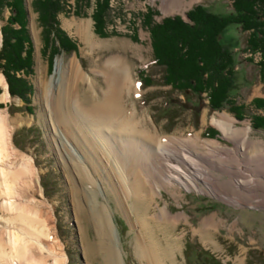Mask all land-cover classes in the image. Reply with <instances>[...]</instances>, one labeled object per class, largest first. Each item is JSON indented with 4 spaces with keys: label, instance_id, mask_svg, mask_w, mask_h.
<instances>
[{
    "label": "rangeland",
    "instance_id": "374dc122",
    "mask_svg": "<svg viewBox=\"0 0 264 264\" xmlns=\"http://www.w3.org/2000/svg\"><path fill=\"white\" fill-rule=\"evenodd\" d=\"M31 1L24 0L27 30L33 46V73L28 76L33 86L32 113L20 109L23 107V102L18 97L10 96L8 85L6 87L8 97L4 98V88L0 85V113L8 118L10 127L8 131L10 130L9 133L12 134L10 140L15 147L14 152L18 155L15 158L13 156L9 157L10 159L3 158L0 165L6 161L5 170L14 172L28 164L31 174L25 175L26 178L20 175L12 183L14 190L17 189L15 191L21 194H15L11 197V201L17 199L19 203L17 207L24 206L28 216L34 222L33 226L37 225V229L44 232L43 235L36 234L38 239L30 236L33 238L30 239L31 249L28 259L18 260L14 256L12 262L14 264H105L106 249L96 235L91 217V200L87 197V191L82 189L88 188L97 193L99 180H103L105 198L96 194L95 200L109 204L111 218L120 239L119 248L124 264H142L135 253V246L137 240L148 242L150 239L162 253V264H200L197 258L199 250L212 254L219 264H260L261 262L263 264L264 207H259L257 203L264 202V161L259 156L261 162L254 163L256 168L253 169L254 165L252 168L248 166L251 165L249 161L251 156L245 155L244 158H238L236 154L228 153L229 151L241 152V150H239L238 139L227 136L225 131L233 133L246 126L249 127L245 140L252 142L246 149L251 154L258 155L256 144L260 141L264 144V130L254 129L250 124L251 115L256 112L264 113V110L256 111L250 106L253 98H264V83L260 79L256 62H251L247 58L249 56L245 51L247 32H242L237 24H230L219 36V42L229 48L234 58V84L230 89V96L236 104L246 107L245 117L238 120L227 110V105L220 110L210 111L204 93L202 95H194L188 91L181 93L171 89L169 85L161 84L162 68L153 63L149 31L143 24L145 14L150 12H153V22H159L172 14L186 19V10L197 4H205V7L213 13L225 14L231 10V1L109 0V22L105 27L107 34L101 36L94 30L91 18L95 0H68L66 9L59 13L58 20L60 27L76 43L77 50L69 54L61 51L54 55L51 65L48 63L47 55L41 52L43 45L41 27L37 14L32 9ZM8 14V11L4 10L3 19H0V46L1 26ZM79 28H89L90 44L80 33ZM113 57L120 59L122 64L129 67L133 79L130 89H124L121 95L126 114L128 116L134 114L140 129L148 131L161 143L167 142V146L177 154L184 146L198 154L200 158L196 154L191 158L200 167L208 168L213 176L212 179L210 176L207 177L214 188L213 193L202 181H196L197 189L187 190L175 182L173 185L166 181L167 171L163 166H160L159 171L152 170L146 163V159H143L145 166L141 172L144 182L148 185L144 184L142 190L151 195L145 199L129 196L127 201H119L121 187L118 184L117 188H111L110 183L106 181V174L109 173L110 178L116 176L115 178L119 180L113 170L116 167L114 168L112 164L117 160L116 162L123 169L122 173L126 175L124 167L128 164L124 160L127 159L125 152L132 153L133 150L121 144L118 136L107 133V141L103 137L93 141L96 133L91 130L94 136L90 134V137L93 140L88 138V142L85 139L82 140L80 144L87 145L83 148H76L77 142L68 136L67 140L83 157L79 164L74 156H70L71 159L63 155L62 148L60 152L54 149L43 126L41 113H44L47 108L48 110L53 108L54 94L57 89L60 90L63 87L66 78L70 74L71 78H74L73 73H70L71 64L79 67V76L74 78L70 85L72 93L81 105L91 106L92 103L101 100L102 90L105 88L103 77L105 62ZM258 57V55L253 56L255 60H258ZM60 58L62 66L57 67V61ZM139 69H144L145 74L152 79L153 82L150 85L142 83ZM0 74L3 76L1 71ZM87 74L90 79H87ZM39 91L40 95L37 99ZM74 118L71 115V119ZM230 118L233 120L234 128L220 125L221 121L225 122ZM232 120H229V123ZM54 124L56 128L63 131V121H57ZM77 124H79L78 121L73 122V125ZM26 128L31 130L26 135H22V130ZM207 128L215 129L216 137H204ZM76 130H78L77 126ZM82 132L86 134L85 131L82 130ZM98 132H100L99 136H103L101 130ZM241 135L242 133H239V136ZM93 142L99 144V147H91ZM103 142L107 146L104 147ZM207 143L216 144L228 154L222 156L223 152L220 150L218 154L213 153L211 150L213 148H210ZM66 149L69 153L71 152L68 145ZM89 149L92 150L93 157ZM123 150H125V156L121 154ZM138 150L142 151L139 148ZM254 150L257 151L253 152ZM262 150L264 151V148ZM178 164L187 167L180 161ZM8 166L13 170H10ZM90 166L92 172L82 171L83 167L88 170ZM250 174L255 178L253 187L250 190L245 186L237 188L234 181L239 178L248 179ZM88 179L91 180L90 183ZM121 182V184L126 183V179L122 177ZM152 191L157 193L154 195ZM3 202L5 199L0 197V204ZM165 203L166 210L173 218L171 223L157 219ZM1 212L0 210V226L2 228L4 225L3 228H5L9 215L7 212ZM15 212L13 211L11 215ZM14 222L16 223L13 228L18 230L21 224L16 220ZM229 229L235 239L239 236L242 240L237 239L235 244H230V257L226 261L222 260L220 251L227 245L223 230L228 233ZM3 235L6 239V234ZM247 236L251 237V243H246ZM8 251L7 248L6 252ZM9 263L0 261V264Z\"/></svg>",
    "mask_w": 264,
    "mask_h": 264
},
{
    "label": "bare ground",
    "instance_id": "6f19581e",
    "mask_svg": "<svg viewBox=\"0 0 264 264\" xmlns=\"http://www.w3.org/2000/svg\"><path fill=\"white\" fill-rule=\"evenodd\" d=\"M79 30L81 31L80 33H82L83 36H85V40L90 44L89 38H91V35L89 33V28L86 29L79 28ZM61 66H62V59L60 58L57 61V67H61ZM70 71H71L70 73H73L74 78L79 76V67L77 65L71 64ZM86 76L87 79H90L88 74ZM103 77L105 82V88L102 90L101 100L100 102L92 103L91 106L81 105L77 101V98L72 93L70 87L72 81H74V78L73 79L71 78V74L66 78V82L63 85V87L60 90L59 89L56 90L52 101L53 108L51 110H48L47 108V110L45 109L44 113H41L43 117L42 118V123L44 124L43 126L45 128V131L47 132L48 138H50L49 139L50 143L52 144V146H54V149L60 152L59 150L62 148L61 152H63V155H65L67 158L68 156L69 157L74 156V159L78 161L79 164L82 162L83 157L80 154V152L77 151L76 148H83L87 146L84 143L83 144L80 143L83 142L82 140L84 139L87 142H88L87 138L92 139L90 137V134L91 136L93 135V133H91V130L92 132L96 133V137H94L95 139L94 140L92 139L93 141H95L96 139H101V137H103L105 141H107L108 140L107 133L109 135L114 133L116 136H118V139H120L121 144H123L126 148L131 147L133 150L132 153H130V151L126 153L125 150H123L121 153L122 156L126 155L125 157L127 158L124 159L127 161L128 164V166H126L127 168L124 167L125 168L124 171H126V175L122 173L123 169H121L120 164L116 162L117 160H115V162H113L112 164L114 168L116 167L115 168L116 170L115 169L113 170L119 177V180L118 178H115L116 176L110 178L109 173L106 174V181L110 183L111 188L112 187L115 188L118 184L121 187L120 190L121 195L119 194L120 199L118 198L119 201H127L129 196L141 197L145 199L151 195L149 194V192H144L142 190L144 184H147V182H144L143 175L141 172V170L145 166L143 159H146V163L151 166L152 170L159 171L158 169H161L160 166H163L165 168V171H167L165 175L167 179L166 181L173 185L177 183L180 187H183L188 190L190 188H196V181H202L204 182V185L207 187V189L213 193L214 188H212L211 183L209 182V180H207L208 176H210L211 179L213 176L208 171V168L203 166L200 167L198 164H196V161L192 160L193 158H191V156L195 155L196 153H194L190 149H187V146H184L177 154V152L171 150L167 146L168 144L167 142L161 143V141L159 142L158 140H155L148 133V131L144 129H140L134 114H131V116H128L126 114L127 112L124 109L121 102L122 99L121 95L123 90L126 88H128L129 90L131 87L130 84L133 83L132 82L133 79L131 77V72L129 67L127 65L122 64L121 60L118 58L115 57L109 58L105 62V71ZM57 81L59 82V80ZM0 85H2L4 88V92H3L4 98H7L8 97L7 96L8 93L6 89L7 84L4 80V77L1 74H0ZM38 95H40V91L37 93V99L39 98ZM71 115H73V117L75 118L71 119ZM229 120L232 119L230 118ZM229 120L226 119L225 120L226 123L224 121H221L220 125L225 126L226 128H234L233 120L230 121V123ZM57 121L64 122L63 131H60L58 128H56L54 123H57ZM72 121L73 122L78 121L79 124L73 125ZM8 124L9 123L7 116L0 113V161H2L3 158L7 159L12 156L14 158L16 156L18 157V155H16V153L14 152L15 147L12 145V142L10 140V135L12 134L9 133L10 130L8 131V127H9ZM76 126L78 127V130H76ZM82 130L85 131L86 134L82 132ZM100 130L102 131L103 136L98 135L100 133L98 131ZM239 133H242V135L239 136ZM248 133H249V127L247 126L240 131L230 133L232 138L236 137V139H238L239 150H241V152L236 151L235 153H233L229 151L228 153L236 154L238 158L240 157L244 158L243 156L245 155H247L248 157L251 156V159L249 160L251 165L249 164L248 166L249 168L250 167L252 168V165H254V163H256L257 161L259 163L261 162L260 158H258L259 156H261L262 161H264V151L262 150V148H264V144L261 141L259 142V144H256L258 148V152H257L258 155L254 153L253 154L249 153V151H247L246 149L251 146L252 142L250 141L248 142L247 140H245L248 136ZM68 136L70 137V139L72 138L71 140L77 142L76 148L73 146L72 143H70V141L67 140ZM98 142L101 143L100 141ZM207 144L210 146V148H213L211 149L213 153L218 154L219 150L222 151V148L218 147L216 144H211V143L210 144L207 143ZM66 145H68L71 148L70 153L66 149ZM98 145L96 144V142H93L91 147L97 148L99 147ZM103 146L105 147L107 145H105L103 142ZM138 148L142 149V151L138 150ZM136 150L138 152H136ZM89 151L91 152L90 154L91 157H93L92 150L89 149ZM255 151L257 150H254L253 152ZM228 153L227 151H224L221 155L224 156L225 154ZM196 156L200 158L198 154H196ZM162 157L164 160L162 159ZM179 161L180 163H184L187 167L179 165L178 164ZM5 162L6 161H4V163ZM4 163L3 164L1 163L0 165V197H3L5 199V202L0 204V210L2 211L1 213L7 212L9 218H7V224H5V228L6 229L8 228L7 230L3 228L4 225L2 226V228L0 226V261L7 263L11 262V264H14L12 261L15 257L18 260L28 259L29 251L31 249L30 239L33 238V237L30 238V236H34L35 238L38 239L39 237L36 236V234L43 235L44 231H42L41 229L38 230L37 225L33 226L34 222L31 219V217L28 216L27 212L25 211V207L22 205L17 207L19 203L17 202L16 198L15 201H11V197H14L15 194L16 195L21 194L15 191L17 189L14 190L12 183H14V181L20 175L25 177V175L31 174L28 164L23 166L22 169L15 170L14 172H12L5 170L6 167ZM91 166L93 167V165ZM91 166L88 170L86 167L85 168L83 167L82 171L84 172L91 171L92 169ZM9 168L10 170L12 169L11 167ZM255 168L256 167L254 165L253 169ZM120 173L122 174L120 175ZM108 177L111 179V181L109 180ZM122 177L126 179V183L124 182V184H121ZM90 181L91 180L88 179L89 183ZM99 181L100 182L98 183V187L96 189L97 193H95L94 190L93 193V191H90L88 188H82V187L81 188L84 189V191H87L88 193L87 197L89 200H91L90 201L91 202L90 204L92 206L90 207L91 217L94 222L96 235L98 236L101 245L106 249L105 264H124L123 257L121 255V250L119 248L120 239L111 218L112 212L109 207V204L108 203L104 204L103 202H98V201L96 202L95 200V198H97V195H101L102 197L105 198L103 180L102 181L99 180ZM254 182H255V178L252 174H250L248 179H243V178L236 179L234 181V184L237 185V188H242V186H245L248 190H250V188L253 187ZM37 183H38V179L36 180V185ZM125 184H126V188H124ZM156 190L157 192L159 191L158 186L156 187ZM157 192L152 191L151 193L155 195ZM223 197H227V195H223ZM13 211L16 212L14 213V215H11L13 214ZM157 219L158 221L166 222V223H171L173 221V218H171L168 211L165 209L161 210L160 215L157 217ZM15 220L20 222L21 224L18 230H15L13 228L14 224L16 223L14 222ZM10 226L12 227L10 228ZM38 227L40 226L38 225ZM4 233L6 234V239L4 238L3 235ZM137 241L138 242L136 243L135 246V253L141 260L142 264H162L161 263L162 253L159 251L158 246L153 242L152 239L148 240V242H146L145 240H137ZM7 248L9 250L8 252H6Z\"/></svg>",
    "mask_w": 264,
    "mask_h": 264
},
{
    "label": "trees",
    "instance_id": "16d2710c",
    "mask_svg": "<svg viewBox=\"0 0 264 264\" xmlns=\"http://www.w3.org/2000/svg\"><path fill=\"white\" fill-rule=\"evenodd\" d=\"M67 1H31L41 27V52L47 55L49 65L53 56L61 51L69 54L77 50L76 43L60 27L58 20L59 13L66 9ZM230 1L231 10L225 14L213 13L204 5L197 4L186 11V19L174 15L153 22V12H150L145 14L143 24L149 31L153 63L162 68V85H169L181 93H204L210 111L227 105V110L241 120L245 117L246 107L236 104L230 96L234 84V58L229 48L219 42V36L230 24H237L242 32H247V58L256 62L264 83V0ZM109 9V0L94 1L91 18L94 30L101 36L107 34L105 27L109 22ZM4 10L9 14L1 26L0 71L10 96L23 102L20 109L32 113L33 86L28 76L33 73V46L27 30L24 0H0V19H3ZM254 55L259 59L255 60ZM138 73L144 85L153 82L144 69H139ZM250 106L256 111L264 110V98H253ZM250 124L254 129L264 130V113L251 115ZM30 130L23 129L21 134L26 135ZM215 134L212 128L205 130V136L213 137ZM198 254L200 264H219L207 251L199 250Z\"/></svg>",
    "mask_w": 264,
    "mask_h": 264
},
{
    "label": "crops",
    "instance_id": "0c3cea01",
    "mask_svg": "<svg viewBox=\"0 0 264 264\" xmlns=\"http://www.w3.org/2000/svg\"><path fill=\"white\" fill-rule=\"evenodd\" d=\"M202 5H204L205 6V4H202ZM191 8V7H190ZM190 8H188L187 10H189ZM186 10V11H187ZM209 10V9H208ZM210 11V10H209ZM175 14H178V13H175ZM171 16H174V14H172ZM220 127V126H219ZM222 129V128H221ZM215 130V129H214ZM223 130V129H222ZM216 131V130H215ZM226 131V135L227 136H229V137H231V135H230V132H228V130H225ZM217 132V131H216ZM216 135V134H215ZM214 135V136H215ZM204 137H208V136H205V132H204V135H203ZM216 137V136H215ZM210 138V137H209ZM212 138V137H211ZM190 150H192V149H190ZM221 193H225V192H223V191H220ZM217 193V192H216ZM261 201V200H260ZM258 205H259V207H264V202L262 201L261 203L260 202H258L257 203ZM166 208H167V206H166V203H165V205H164V209L166 210ZM158 213H159V211H158ZM156 215H158V214H156ZM160 215V214H159ZM230 230L231 229H229L228 230V233H226L224 230H223V237H225L227 240L225 241V244H227L226 246H225V248L224 249H222L220 252V255L221 256H223V257H221V258H223L222 260H226V261H228L229 260V250H230V244H235L236 242H237V239H239L240 241L242 240L241 239V237H239L238 236V238L237 239H235V237H233V233L231 234V232H230ZM248 237V236H247ZM250 238L251 237H248V241L246 242V243H251V240H250ZM238 240V241H239ZM239 244H241V243H239ZM204 250H206V248L204 247ZM216 259V258H215ZM217 260V259H216ZM221 260V261H222ZM218 261V260H217ZM220 261V262H221ZM260 264H262V262L260 263Z\"/></svg>",
    "mask_w": 264,
    "mask_h": 264
},
{
    "label": "flooded vegetation",
    "instance_id": "af4514ba",
    "mask_svg": "<svg viewBox=\"0 0 264 264\" xmlns=\"http://www.w3.org/2000/svg\"><path fill=\"white\" fill-rule=\"evenodd\" d=\"M264 264V263H263Z\"/></svg>",
    "mask_w": 264,
    "mask_h": 264
}]
</instances>
